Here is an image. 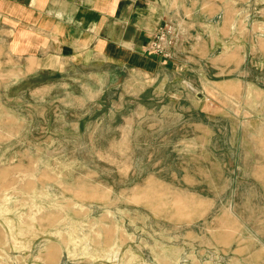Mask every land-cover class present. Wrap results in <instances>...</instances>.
Instances as JSON below:
<instances>
[{
	"label": "rangeland",
	"instance_id": "rangeland-1",
	"mask_svg": "<svg viewBox=\"0 0 264 264\" xmlns=\"http://www.w3.org/2000/svg\"><path fill=\"white\" fill-rule=\"evenodd\" d=\"M205 1L172 50L246 53L237 102L172 68L0 61V264H264V0Z\"/></svg>",
	"mask_w": 264,
	"mask_h": 264
},
{
	"label": "crops",
	"instance_id": "crops-1",
	"mask_svg": "<svg viewBox=\"0 0 264 264\" xmlns=\"http://www.w3.org/2000/svg\"><path fill=\"white\" fill-rule=\"evenodd\" d=\"M177 9L179 0H0V61H24L22 71L34 73L63 62L102 60L141 72L153 82L172 68L180 88L216 89L237 102L249 85V73L243 71L246 53L178 51L169 61L146 54ZM209 73L225 78L214 81L205 77Z\"/></svg>",
	"mask_w": 264,
	"mask_h": 264
},
{
	"label": "built area",
	"instance_id": "built-area-1",
	"mask_svg": "<svg viewBox=\"0 0 264 264\" xmlns=\"http://www.w3.org/2000/svg\"><path fill=\"white\" fill-rule=\"evenodd\" d=\"M178 42V32L171 22H167L159 29L149 45L146 54L169 61L174 58L173 48Z\"/></svg>",
	"mask_w": 264,
	"mask_h": 264
}]
</instances>
